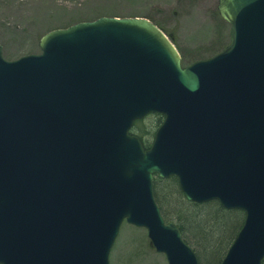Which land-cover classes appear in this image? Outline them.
<instances>
[{"label":"water","instance_id":"95a60500","mask_svg":"<svg viewBox=\"0 0 264 264\" xmlns=\"http://www.w3.org/2000/svg\"><path fill=\"white\" fill-rule=\"evenodd\" d=\"M230 45L184 67L145 18L56 29L10 62L0 45V264H110L126 223L168 264H200L154 180L245 214L221 264L264 262V0H219ZM162 115L145 150L134 124Z\"/></svg>","mask_w":264,"mask_h":264},{"label":"rangeland","instance_id":"374dc122","mask_svg":"<svg viewBox=\"0 0 264 264\" xmlns=\"http://www.w3.org/2000/svg\"><path fill=\"white\" fill-rule=\"evenodd\" d=\"M218 7L219 0H0V45L5 60L14 62L39 55L40 39L53 30L102 17L146 18L172 36L188 67L228 44L230 27L222 26ZM154 122L150 117L146 126ZM149 242L145 230L124 224L110 264H168Z\"/></svg>","mask_w":264,"mask_h":264},{"label":"trees","instance_id":"16d2710c","mask_svg":"<svg viewBox=\"0 0 264 264\" xmlns=\"http://www.w3.org/2000/svg\"><path fill=\"white\" fill-rule=\"evenodd\" d=\"M218 18L224 27L226 22L221 19L219 14ZM228 27L230 26L228 25ZM159 28L161 27L159 26ZM163 31L175 44L172 36L165 30ZM229 45L230 36L228 44L223 45L221 51L215 55L223 52ZM150 117H154L155 122L146 126L147 119ZM163 121L162 115H150L144 120L137 121L131 134L139 138L144 149L148 150ZM154 193L165 220L178 225L185 242L197 254L200 264H204V262L206 264H221L244 225L245 214L238 210H226L218 202L202 205L189 202L181 192L176 178L162 180L156 177ZM239 224L240 226L237 228ZM149 246L152 247L150 242Z\"/></svg>","mask_w":264,"mask_h":264}]
</instances>
